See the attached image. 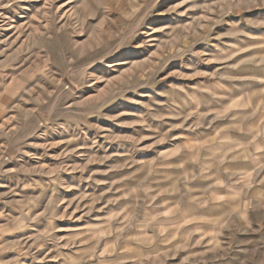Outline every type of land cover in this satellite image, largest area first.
Segmentation results:
<instances>
[{
	"label": "rangeland",
	"instance_id": "374dc122",
	"mask_svg": "<svg viewBox=\"0 0 264 264\" xmlns=\"http://www.w3.org/2000/svg\"><path fill=\"white\" fill-rule=\"evenodd\" d=\"M0 264H264V0H0Z\"/></svg>",
	"mask_w": 264,
	"mask_h": 264
}]
</instances>
